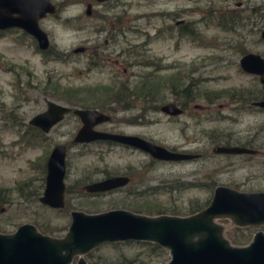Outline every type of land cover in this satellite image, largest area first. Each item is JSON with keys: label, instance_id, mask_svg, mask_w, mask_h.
Segmentation results:
<instances>
[{"label": "rangeland", "instance_id": "374dc122", "mask_svg": "<svg viewBox=\"0 0 264 264\" xmlns=\"http://www.w3.org/2000/svg\"><path fill=\"white\" fill-rule=\"evenodd\" d=\"M49 1L56 12L38 24L47 34L49 47L62 54L61 60L42 56L36 51L34 39L22 35L19 29H10L0 37V188L10 196V203L0 207L1 233H12L19 225L29 223L38 231L39 226L47 227L54 231L50 236L57 237L66 232L73 210L131 211L123 206L159 204L185 211L189 201L202 202L208 196L202 188L170 193L161 188L159 193L134 199L126 196L127 188L138 191L144 186L215 179L218 185L242 192L264 191V116L234 113L229 96L234 87L247 82L235 66L234 48L238 47L239 35L249 40L239 42L243 50L264 54V41H258L263 25L260 20L252 23L249 12L259 7L264 13V0ZM88 3L90 16L85 15ZM230 11L241 20L233 27L227 20L225 25L231 30H224L217 23L227 19ZM182 25L193 29L196 36H179ZM82 47L83 52H74ZM188 82L192 86L190 96L196 99L175 94ZM120 85L132 93L130 106L109 103ZM172 85H176L174 90L170 89ZM46 100L104 111L111 121L101 125L102 129L137 135L166 148L200 152L202 156L155 162L139 150L119 145H74L71 138L77 122L72 113L45 134L43 142L34 141L24 132L25 124L45 109ZM169 101L182 105L183 114L171 119L152 109ZM250 132H254V155L211 151L214 145H224L217 142L225 139L230 146L248 144ZM57 143L66 146L67 211L41 205L38 197L43 189L36 198L29 194L39 186L43 165ZM114 175H127L130 183L112 193H82L81 188L89 182ZM216 222L228 239L227 234L236 226L225 218ZM249 228L246 244L256 231L264 233V226ZM78 258L88 264H165L169 255L167 252L155 258L135 244L111 243L75 255L71 262Z\"/></svg>", "mask_w": 264, "mask_h": 264}, {"label": "water", "instance_id": "95a60500", "mask_svg": "<svg viewBox=\"0 0 264 264\" xmlns=\"http://www.w3.org/2000/svg\"><path fill=\"white\" fill-rule=\"evenodd\" d=\"M102 3L111 0H93ZM49 0H0V30L19 29L34 39L39 50L49 47L47 34L38 21L55 14ZM89 5L85 13L89 14ZM264 39V28L260 32ZM81 51V48L74 52ZM246 73L257 74L264 82V60L255 54H246L239 60ZM264 108V100L255 103ZM45 109L31 117L27 123L47 134L49 130L72 112L81 122L72 138L75 144L109 141L147 154L151 159L164 162L190 160L196 155L175 152L137 135L110 133L93 129L107 122L110 116L96 109L70 108L46 100ZM166 116H179L182 109L173 102L159 107ZM214 154H253L254 150L241 146L214 145ZM66 147L62 143L52 146L46 162L44 185L38 202L52 209L64 207V175ZM126 175L110 176L84 186L89 193L108 192L124 187ZM70 222L61 237L43 234L29 223L19 225L12 233L0 232V264H88L83 258L72 263L75 255H83L101 245L131 242H150L168 252L165 264H264V233L256 231L243 246H234L224 235L216 220L229 219L236 227L264 226V191L242 192L218 185L213 189L206 206L186 215H143L124 209H110L98 213L73 210Z\"/></svg>", "mask_w": 264, "mask_h": 264}, {"label": "trees", "instance_id": "16d2710c", "mask_svg": "<svg viewBox=\"0 0 264 264\" xmlns=\"http://www.w3.org/2000/svg\"><path fill=\"white\" fill-rule=\"evenodd\" d=\"M249 12L251 13V17H253L252 23H257L260 20L259 23L264 26V13H262L260 11L259 7L252 8L251 10H249ZM230 13L231 14L227 19L221 18L220 20H218L219 23H217V24H218V26H220V28H223L224 30L225 29L231 30V28H228L225 25L226 21L229 20L230 25L233 27V26H235V24H234L235 22H238L241 20L239 18V16H237L233 12L230 11ZM246 19L248 20V17ZM249 19H250V17H249ZM239 25L241 26L242 23ZM8 31H11V30L10 29L0 30V37L3 36ZM21 33H22V35H27L23 31H21ZM178 35L179 36H190L191 38H193V36L194 37L196 36V34L194 33V30L188 29L187 26L180 27L178 29ZM36 51L37 52L39 51L38 53H40L42 56L50 55L53 59H56V60H61V58L63 57L62 54L52 50L50 47H48L45 51H41L36 47ZM191 87H192L191 84L188 82L186 86H183L179 89V91H178L179 93H175V94L176 95L181 94L182 97H186V99H188V100L196 99V98H194V95L190 96L189 91H190ZM175 88H176V85H172L170 89L174 90ZM113 96L114 97H112L109 100V103L112 102V103L122 104V107L130 106L129 101H130V97L132 96V93L127 91V88L124 87L123 85L118 86L116 93L113 94ZM204 96H206V95H204ZM215 96H217V95H215ZM229 96H231V93L229 94ZM118 98H120V100H118ZM208 102L212 103L211 100H208ZM155 108H158V107L156 106ZM25 127H26V129L24 130V132L27 134H30V138H32L34 141L43 142V140L46 139L45 134L42 133L39 129H37V128L29 125V124H25ZM217 143H222V144L227 145V146L230 145L229 144L230 141H228V139H225L223 141L220 140ZM44 175H45V164L43 165V168H42L39 186H37L35 189H32L31 191H29V194L31 196H33L34 198H36L40 194V190L43 189ZM140 184H142V183H140ZM216 186H218V184L215 181V179H210L205 183L204 182H202V183L201 182L188 183V182H182L181 181V182H177V183L172 182L171 185H167V186H163V187H160V186H144L141 189H138V191L130 190L127 188V189H125L126 190V196L127 197L132 196V197H134V199L136 197H138V199H141V198H145L146 196L153 195L154 193H159L161 188H166V190L163 191L164 193H167V192L170 193L172 190L184 191V190L191 189V188H202L208 192V196L202 202L198 201L197 199H193L192 201H189L188 205L184 207L186 209L185 211H181V209H179L178 207H175V206L166 207V206H162L159 204L153 205L152 207L151 206L145 207V206H141L139 204H137L135 206L126 205L123 207L126 209H131V211L133 213H143L145 215L146 214L147 215H159V214L180 215V214L184 213L181 216H186V215L193 214V213L197 212L198 210H200L201 208H203L204 206H206L210 200L213 189ZM9 203H10V196H9L7 190L0 188V207L4 204H9ZM113 209H121V208H113ZM64 210L67 211L69 209H68V207H66L64 205V207L62 208L61 211H64ZM249 227L250 226L243 227V228L234 227V229L232 231H230L228 234L227 233H225V234H227L228 239L230 240V242L232 244L244 245V244H246V242L250 238V233L248 232V230H250ZM66 229H64V230H66ZM39 231L41 233L47 234V235H51L54 232L53 230L52 231H51V229L48 230L47 227H43V226H39ZM243 231H245L246 233H244ZM61 236L62 235L57 236V237H61ZM113 244L114 245L135 244V245L139 246L140 248H142L144 251H146L148 255H151L155 258H158V257L162 258L165 255H167V251L165 249L159 247L155 243L144 242V241H139V242L125 241V242H119V243H113ZM127 262H129V260H127Z\"/></svg>", "mask_w": 264, "mask_h": 264}, {"label": "flooded vegetation", "instance_id": "af4514ba", "mask_svg": "<svg viewBox=\"0 0 264 264\" xmlns=\"http://www.w3.org/2000/svg\"><path fill=\"white\" fill-rule=\"evenodd\" d=\"M93 1V0H92ZM107 2V1H106ZM94 3H97V2H95L94 1ZM102 3H104V2H102ZM97 4H100V3H97ZM88 5H89V14H86L85 13V15L86 16H90V15H93L92 13H91V4L90 3H88ZM55 6V5H54ZM56 8V7H55ZM177 23H180V22H177ZM250 24V23H249ZM248 24V25H249ZM244 25H246V24H244ZM252 24H250V26H251ZM183 26V25H182ZM182 26H180V27H182ZM241 26H243V25H241ZM261 29L259 30V39H258V41H264V39L263 38H261L260 37V32H261V30L264 28V26L263 27H260ZM14 29V28H13ZM251 31H253V29L251 28ZM247 32H249V30L247 31ZM240 37V41H238L237 42V46L238 47H235L234 48V54L236 55V59H235V66H236V70L238 71V73L240 74V75H244V76H246L247 77V82H246V84H239L237 87H234L233 88V93L231 94V104H232V106H233V109H232V111L234 112V113H237V114H251V115H253V114H261V115H263L264 116V108L263 107H259V106H257L255 103H257V102H259V101H262V100H264V82H261V77L259 76V75H257V74H253V73H246V72H244V71H242L241 70V68L239 67V60H240V58L241 57H243L244 55H246V54H255V55H258L260 58H262L263 60H264V54L263 53H261V52H257V51H255V50H243L242 49V47H241V43H239V42H246V43H248L249 42V40H247L246 39V37H245V35H242V34H240L239 35ZM245 38V39H244ZM236 46V45H235ZM37 47V46H36ZM83 50H84V48L82 47L81 48V51H78V52H83ZM41 51H45V50H41ZM263 79H264V76H263ZM169 102H172V101H169ZM167 103V102H166ZM173 103H175V102H173ZM175 105H177L179 108H181L182 109V113L180 114V115H182L183 114V112H184V108H183V106L182 105H179V104H177V103H175ZM161 106V105H160ZM159 106V107H160ZM159 107L158 108H152V109H154V110H159ZM70 108H72V107H70ZM151 108V107H150ZM80 109H95V108H86V107H84V108H81L80 107ZM97 111H99L98 109H96ZM160 111V110H159ZM99 112H101V113H105V114H107V115H109L110 116V114H108V113H106V112H104V111H99ZM69 113H72V112H69ZM68 113V114H69ZM73 114V113H72ZM179 115V116H180ZM66 116V115H65ZM64 116V117H65ZM73 116H74V118H75V120H76V122H77V127H76V129H75V131H74V133H73V135H72V138H73V136L75 135V133L77 132V130L80 128V126H81V122L79 121V119H78V117L77 116H75L74 114H73ZM168 117V116H167ZM171 119H174V118H177L178 116H174V117H171V116H169ZM63 120V119H62ZM111 121V116H110V120L109 121H107V122H101V123H98V124H96L95 126H93V129L94 130H96V131H102V132H110V133H120V132H115V131H112V130H107V129H102L101 128V125H103V124H106V123H109ZM264 124V123H263ZM57 125V124H56ZM34 127V126H33ZM54 127V126H53ZM52 127V128H53ZM36 128V127H35ZM51 128V129H52ZM38 129V128H37ZM50 129V130H51ZM49 130V131H50ZM262 130H263V132H264V128H262ZM254 132H250L249 133V137H248V139H247V141H248V144H246V143H242V144H238V145H233V146H241V147H246V148H249V149H252V150H254V153L253 154H245V155H247V156H250V155H254V154H256V152H257V150L256 149H254L253 147H252V145H253V141H254ZM257 137V136H256ZM72 138H71V143L72 144H74V145H78V146H85V145H87V144H90V143H93V142H95V143H105V144H108V145H119V146H123V147H127V146H124V145H120V144H116V143H112V142H109V141H101V140H97V141H93V142H90V143H83V144H75V143H73L72 142ZM223 146H227V145H223ZM228 146H230V145H228ZM66 147V146H65ZM129 148V147H128ZM166 148V147H165ZM132 149V148H131ZM167 149H169V150H171V151H175V152H184V153H191V154H193V155H196L195 157H193L192 159H197V158H200L201 156H202V154L200 153V152H194V151H189V150H184V149H180V150H177V149H175V148H167ZM241 155H243V154H241ZM192 159H190V160H192ZM152 160H154V159H152ZM154 161H156V162H164V161H157V160H154ZM185 161H187V160H185ZM179 162V161H178ZM127 176V175H126ZM107 177H110V176H106V177H103V178H100V179H98V180H101V179H104V178H107ZM129 177V176H128ZM98 180H95V181H98ZM93 182V181H92ZM91 182V183H92ZM130 183V177H129V182H128V184ZM89 184H90V182H89ZM127 184V185H128ZM87 185V184H86ZM127 185H125L124 187H121V188H117V189H114V190H111V191H108V192H99V193H89V192H86L85 190H84V186L81 188V190H82V193H85V194H87V195H98V194H103V193H112L113 191H115V190H120V189H122V188H125ZM65 205V204H64Z\"/></svg>", "mask_w": 264, "mask_h": 264}]
</instances>
